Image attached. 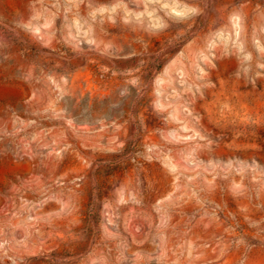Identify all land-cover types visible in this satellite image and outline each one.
Here are the masks:
<instances>
[{"label":"rangeland","instance_id":"374dc122","mask_svg":"<svg viewBox=\"0 0 264 264\" xmlns=\"http://www.w3.org/2000/svg\"><path fill=\"white\" fill-rule=\"evenodd\" d=\"M0 264H264V0H0Z\"/></svg>","mask_w":264,"mask_h":264}]
</instances>
